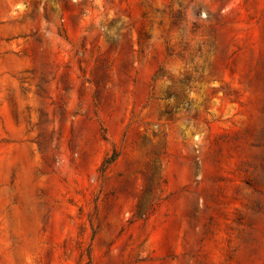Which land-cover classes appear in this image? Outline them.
Here are the masks:
<instances>
[{"label": "rangeland", "instance_id": "obj_1", "mask_svg": "<svg viewBox=\"0 0 264 264\" xmlns=\"http://www.w3.org/2000/svg\"><path fill=\"white\" fill-rule=\"evenodd\" d=\"M0 264H264V0H0Z\"/></svg>", "mask_w": 264, "mask_h": 264}, {"label": "trees", "instance_id": "obj_2", "mask_svg": "<svg viewBox=\"0 0 264 264\" xmlns=\"http://www.w3.org/2000/svg\"><path fill=\"white\" fill-rule=\"evenodd\" d=\"M108 161V160H107Z\"/></svg>", "mask_w": 264, "mask_h": 264}]
</instances>
